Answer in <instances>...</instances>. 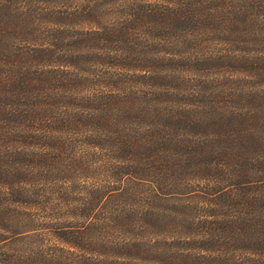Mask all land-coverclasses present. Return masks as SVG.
Wrapping results in <instances>:
<instances>
[{"label":"trees","instance_id":"obj_1","mask_svg":"<svg viewBox=\"0 0 264 264\" xmlns=\"http://www.w3.org/2000/svg\"><path fill=\"white\" fill-rule=\"evenodd\" d=\"M16 245L0 264H264V0H0Z\"/></svg>","mask_w":264,"mask_h":264},{"label":"rangeland","instance_id":"obj_2","mask_svg":"<svg viewBox=\"0 0 264 264\" xmlns=\"http://www.w3.org/2000/svg\"><path fill=\"white\" fill-rule=\"evenodd\" d=\"M8 249H9V250H8L7 253H3V252L0 253V263H2V261H3L8 255L13 254L14 252L16 253L17 251H18V252L21 251V252L23 253L22 249H20V247H19L18 245H16L15 249H13V248H8ZM14 250H15V251H14Z\"/></svg>","mask_w":264,"mask_h":264}]
</instances>
